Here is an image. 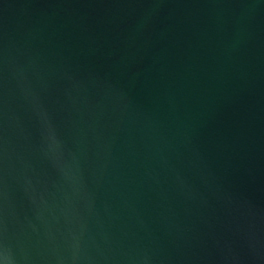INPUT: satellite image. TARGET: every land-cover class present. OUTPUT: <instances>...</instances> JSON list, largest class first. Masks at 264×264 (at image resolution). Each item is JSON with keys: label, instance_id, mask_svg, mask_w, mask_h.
Returning <instances> with one entry per match:
<instances>
[{"label": "water", "instance_id": "95a60500", "mask_svg": "<svg viewBox=\"0 0 264 264\" xmlns=\"http://www.w3.org/2000/svg\"><path fill=\"white\" fill-rule=\"evenodd\" d=\"M0 264H264V0H0Z\"/></svg>", "mask_w": 264, "mask_h": 264}]
</instances>
